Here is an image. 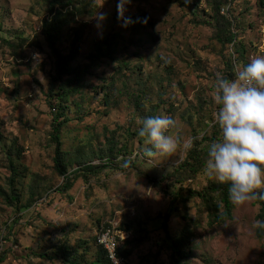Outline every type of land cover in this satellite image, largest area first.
Masks as SVG:
<instances>
[{
    "label": "rangeland",
    "instance_id": "rangeland-1",
    "mask_svg": "<svg viewBox=\"0 0 264 264\" xmlns=\"http://www.w3.org/2000/svg\"><path fill=\"white\" fill-rule=\"evenodd\" d=\"M73 1L84 10L63 27L57 46L68 53L80 36L72 66L90 73L70 98L69 121L61 127L66 169L73 178L64 192L51 136L61 111L55 96L60 83L52 93L56 59L42 34L50 17L48 2L0 0V188L10 195L14 188L19 199L8 202L0 195V257L6 253L1 264H63L39 257H54L63 245L73 247L82 264H92L96 238L111 226L126 234L122 244L131 242L128 264H171L161 227L168 212L173 237L188 226L193 233L191 264H264V238L253 227L260 209L255 200L235 205L233 219L225 224L214 223L210 210L188 191L220 183L181 167L192 149H209L220 138L213 121L216 73L227 78L228 61L235 72L264 55L259 0H221V15L232 23L227 33L245 46L244 60L233 44L223 46L216 39L213 0H130L122 17L120 0ZM141 91L145 110L138 111L131 98ZM152 104H159L158 115L178 122L182 144L172 156L142 155L150 145L134 133ZM112 144L127 151L110 158ZM108 164L85 180L75 177L83 167ZM173 193H180L176 202ZM32 196L34 203L27 206Z\"/></svg>",
    "mask_w": 264,
    "mask_h": 264
},
{
    "label": "trees",
    "instance_id": "trees-1",
    "mask_svg": "<svg viewBox=\"0 0 264 264\" xmlns=\"http://www.w3.org/2000/svg\"><path fill=\"white\" fill-rule=\"evenodd\" d=\"M48 2V11L50 13L49 19H45L42 23V34H44L48 47L52 54L56 59V75L52 82V90L54 93L56 89L57 83H60L59 90L55 94L56 99L60 104V113L58 116H55L53 122V132H52V141L55 144V156H54V164L56 171L64 178V184L62 186V190L64 192H68L72 188L73 178L70 179V175H68V170L66 169L64 151L62 150V142H61V127L64 123L69 121L66 116L65 110L69 108L67 106L70 98L78 92L81 84V79L84 74H88L89 69L83 72L79 71V68L72 66V62L76 59L78 55V46L77 40L80 36L73 41V46L69 50L68 53L63 54L62 51L57 46L58 35L63 29L64 26L68 25L73 21L74 16L78 12H82L84 9L81 6H74L73 0H47ZM213 20H215V37L223 46L226 44H233L235 48V52L237 54L238 59L244 60L246 54V48L241 41H237L236 35L233 33H227L230 30L232 23L229 22L223 15H221V0H213ZM259 4L264 8V0H259ZM68 6H73L70 8ZM65 7H68L67 9ZM66 9V10H65ZM108 45V49H111V42L109 39L105 40ZM226 68L228 70V76H234L233 63L228 61L226 63ZM64 80V78H66ZM143 91L139 93H135L132 95V106L135 110L143 111L145 110V105L143 104ZM162 102V100H161ZM159 108V104H152L150 108L146 111V116H154L158 115L157 111ZM62 118V121L59 119ZM140 127V126H139ZM135 135H138V130L135 131ZM140 137V136H139ZM145 137H140V139H144ZM194 149L195 145H194ZM127 151L126 146H122L120 149L117 148L116 145L112 144L108 148V157L116 156V152L123 153ZM204 157L201 159V155ZM109 158V159H110ZM208 158V149H203L201 152L197 150L193 152V149L190 151L188 158L185 160V163L181 165L182 169L184 168L185 172H190L192 174H201L204 172L205 161ZM10 167L12 168L15 174V166L14 162L11 158ZM111 164V163H110ZM109 168L108 165H103L100 167L94 166H86L83 167L78 175L82 177L84 180L88 178L90 175H96L99 171H104ZM74 177V178H75ZM14 178L11 179V186H13ZM60 191V190H59ZM60 191V192H61ZM34 192V190L32 191ZM167 192V191H166ZM0 195H2L8 202L10 201H18V195L12 189V194L5 193L0 188ZM180 193H173L172 201L176 202ZM189 198H199L202 203L207 207L213 218L214 223L225 224L228 220H232L234 217V208L235 205L230 201L228 197V185L227 184H216L210 183L205 189L201 191H188ZM35 197L32 196L30 201L27 203V206H32L34 203ZM255 203L260 206L258 220H264V200L256 199ZM171 211H174L172 209ZM172 217V213L168 212L164 215V220L162 221L161 227L165 233L164 241L168 245L171 250L170 260L171 264H191V257L194 254V251L190 248L189 245L193 243L192 236L193 233L190 230L189 226L185 227L180 234V236L173 237L169 232V220ZM108 228V227H107ZM128 231V227L125 228ZM258 237L264 238V229H258ZM3 239H1L2 241ZM122 245V246H121ZM119 248V255L129 261L132 256V251L128 250V247L131 245V242L121 243ZM97 252L95 256L94 262L92 264H110L106 258L105 250L97 244L96 239ZM6 253H3L0 257V264L4 261ZM42 259L47 260H61L63 264H82V257L76 252V250L69 246L63 245L57 248L55 256H39Z\"/></svg>",
    "mask_w": 264,
    "mask_h": 264
},
{
    "label": "clouds",
    "instance_id": "clouds-1",
    "mask_svg": "<svg viewBox=\"0 0 264 264\" xmlns=\"http://www.w3.org/2000/svg\"><path fill=\"white\" fill-rule=\"evenodd\" d=\"M128 2L118 3L120 17ZM213 89V101L218 106L213 121L221 135L209 146L204 172L210 179L228 185V197L234 205L264 200V191H258L264 190V55L237 66L231 80L217 72ZM138 124V135L150 145L142 150L144 157L172 156L181 147L180 128L173 117L148 116ZM184 146L191 144L185 142ZM253 227L264 229V220L254 221Z\"/></svg>",
    "mask_w": 264,
    "mask_h": 264
},
{
    "label": "built area",
    "instance_id": "built-area-1",
    "mask_svg": "<svg viewBox=\"0 0 264 264\" xmlns=\"http://www.w3.org/2000/svg\"><path fill=\"white\" fill-rule=\"evenodd\" d=\"M97 239V244L106 252L110 264H128L127 260L119 255V248L127 240L126 234L111 227L102 228Z\"/></svg>",
    "mask_w": 264,
    "mask_h": 264
}]
</instances>
